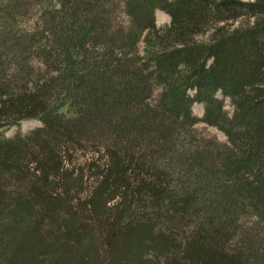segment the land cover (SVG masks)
<instances>
[{
  "label": "trees",
  "instance_id": "obj_1",
  "mask_svg": "<svg viewBox=\"0 0 264 264\" xmlns=\"http://www.w3.org/2000/svg\"><path fill=\"white\" fill-rule=\"evenodd\" d=\"M195 102L228 144H183ZM32 120L0 134V264H264V0H0V131Z\"/></svg>",
  "mask_w": 264,
  "mask_h": 264
},
{
  "label": "rangeland",
  "instance_id": "obj_2",
  "mask_svg": "<svg viewBox=\"0 0 264 264\" xmlns=\"http://www.w3.org/2000/svg\"><path fill=\"white\" fill-rule=\"evenodd\" d=\"M241 2H249L250 0H240ZM156 23L158 28H167L171 24V18L165 12L160 10L156 11ZM236 27V25H234ZM206 37L200 38V40H207ZM192 96L194 92H191ZM219 99L224 101L225 110L232 116L234 113V106L229 98H224L222 95L218 96ZM192 112L195 118L198 119L199 123L195 127L190 125L181 126L182 133L185 137L186 142L183 143L187 145L188 143H198L206 142L212 144L214 141L222 145L228 144V138L223 132H221L216 127L208 126L202 123L201 120L204 117L205 108L201 103H194L192 105ZM42 124L39 121H24L19 123L17 126L7 127L0 131L5 137L12 138L15 136H25L33 132L34 130L41 128ZM205 140V141H204ZM181 141H178L180 143ZM72 158L66 157V168L67 173L70 175V181L72 182L69 187L70 195L67 197L74 210L77 211L79 216H84L81 211L82 207L89 202L93 193H96L99 189V181L95 178V174L99 172V167L102 163L99 159L98 154L94 146L89 145L87 150L76 151L72 155ZM10 191L11 188L9 186ZM8 190V188H7ZM64 190L60 191L63 193ZM66 198V195H65ZM94 199V198H92Z\"/></svg>",
  "mask_w": 264,
  "mask_h": 264
}]
</instances>
